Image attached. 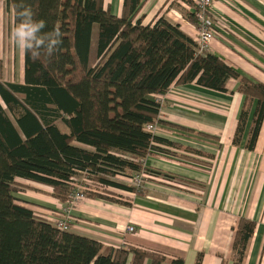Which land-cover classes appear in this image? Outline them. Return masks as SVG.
<instances>
[{"label": "trees", "instance_id": "obj_1", "mask_svg": "<svg viewBox=\"0 0 264 264\" xmlns=\"http://www.w3.org/2000/svg\"><path fill=\"white\" fill-rule=\"evenodd\" d=\"M180 1L190 7L187 21L199 27L198 0ZM25 3L46 30L58 26L63 36L50 58L33 60L25 52L23 84L0 79V264H164L170 259L159 251L110 247L60 230L19 199V192L33 189L21 181L52 188L61 203L80 192L131 206L132 198L118 191L144 192L133 184L135 178L157 175L144 161L163 152L162 146L183 149L147 130L161 123L160 96L175 85L192 83L228 92V82L237 80L245 101L233 144L241 145L251 120L245 148L253 151L264 123V83L209 51L200 52L197 41L165 15L145 24L143 0H123L119 15L105 0ZM16 4L6 0L15 26ZM256 228L251 219L239 220L232 264H245ZM170 261L184 264L182 258ZM202 261L199 254L195 264Z\"/></svg>", "mask_w": 264, "mask_h": 264}, {"label": "crops", "instance_id": "obj_2", "mask_svg": "<svg viewBox=\"0 0 264 264\" xmlns=\"http://www.w3.org/2000/svg\"><path fill=\"white\" fill-rule=\"evenodd\" d=\"M122 1L105 0V4L119 15ZM143 1L145 24L165 15L196 40L197 28L185 18L190 9L186 3ZM211 12L216 39L209 52L264 83V0H213ZM11 15L6 0H0V77L15 76L19 80L10 83L23 84L25 52L17 47L15 55L8 42ZM227 88L228 92H217L196 83L175 85L159 97L161 123L155 135L183 149L162 146L163 152L144 161L147 169L157 173L147 179L144 192L118 191L132 198L131 206L88 197L61 203L52 196V188L35 183L17 196L53 224L70 210L71 233L110 247L159 251L170 260L182 258L184 264H195L199 254H203L202 264H232L239 220L248 218L257 228L245 264H264V123L255 150L245 148L251 120L241 145L235 146L233 137L245 97L238 91L237 80L231 79ZM129 227L134 232H128ZM170 260L164 264H172Z\"/></svg>", "mask_w": 264, "mask_h": 264}, {"label": "clouds", "instance_id": "obj_3", "mask_svg": "<svg viewBox=\"0 0 264 264\" xmlns=\"http://www.w3.org/2000/svg\"><path fill=\"white\" fill-rule=\"evenodd\" d=\"M16 10L18 23L12 31V38L17 46L33 60L42 56L52 57L62 43L61 29L56 26L46 30V23L35 19L32 8L25 0H17Z\"/></svg>", "mask_w": 264, "mask_h": 264}, {"label": "built area", "instance_id": "obj_4", "mask_svg": "<svg viewBox=\"0 0 264 264\" xmlns=\"http://www.w3.org/2000/svg\"><path fill=\"white\" fill-rule=\"evenodd\" d=\"M213 8V0H198L197 2V14L196 18L199 24L197 28V37L196 41L199 45L200 52H207L211 48V44L216 39V34L213 28V25L210 21L211 10ZM157 125V124H156ZM156 125H148L147 130L155 133L157 126ZM151 176L143 173L135 178L133 184L137 187H144L145 180L150 179ZM74 201L79 202L84 199V196L77 193L72 198ZM73 218L70 210L64 211V216L62 218L55 219V226L62 231H69L70 226L72 225ZM133 227H129L127 229L128 232H134Z\"/></svg>", "mask_w": 264, "mask_h": 264}, {"label": "rangeland", "instance_id": "obj_5", "mask_svg": "<svg viewBox=\"0 0 264 264\" xmlns=\"http://www.w3.org/2000/svg\"><path fill=\"white\" fill-rule=\"evenodd\" d=\"M14 28H15V25H14V21L12 22V15H11V16H9L8 21H7V34H8V40H9L8 42H9L10 50L11 51H14L15 50V55H16L17 49L19 47L17 46V44L15 43L14 39L12 38V31H13ZM95 47H96V45H94V48ZM13 57L15 59V56L14 55H13ZM10 66H11V61L8 63V68H10ZM0 79L3 82H12V81L13 82H17L19 80V78L15 77V76H13V77L12 76H10V77H8V76L2 77L1 76ZM59 127L62 130H65V126L62 123H59ZM118 180L121 181V182H123V183H131L129 181V179L123 178V177L122 178L119 177ZM78 181L87 184L91 189H95L96 188L94 186L93 182L90 181V180H84V179L80 178V179H78ZM146 181H147V179L145 180V184H142V185H144V187H142V188H145L146 187V185H147V182ZM21 183H25V184H28V185H32V184H30V182H26V181H21ZM78 189L84 190L86 188L84 186L80 185L78 187Z\"/></svg>", "mask_w": 264, "mask_h": 264}, {"label": "bare ground", "instance_id": "obj_6", "mask_svg": "<svg viewBox=\"0 0 264 264\" xmlns=\"http://www.w3.org/2000/svg\"><path fill=\"white\" fill-rule=\"evenodd\" d=\"M78 193H80V192H78Z\"/></svg>", "mask_w": 264, "mask_h": 264}]
</instances>
